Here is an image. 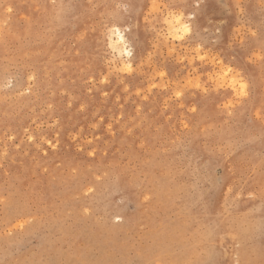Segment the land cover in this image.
Returning <instances> with one entry per match:
<instances>
[{"label":"rangeland","instance_id":"374dc122","mask_svg":"<svg viewBox=\"0 0 264 264\" xmlns=\"http://www.w3.org/2000/svg\"><path fill=\"white\" fill-rule=\"evenodd\" d=\"M0 264H264V0H0Z\"/></svg>","mask_w":264,"mask_h":264},{"label":"bare ground","instance_id":"6f19581e","mask_svg":"<svg viewBox=\"0 0 264 264\" xmlns=\"http://www.w3.org/2000/svg\"><path fill=\"white\" fill-rule=\"evenodd\" d=\"M179 20H181V18ZM175 21H176V24H177V22L179 23L180 28L185 27V24H182L181 22H179L178 19L175 20ZM177 29H179V28H177ZM117 31L119 32V30H117ZM117 36H118V34H117ZM118 39H119V40H117L118 43L115 41L117 43L116 46H115V49L118 50L119 54H121L122 52H125L126 54H130V51H129L128 47H127V42H126L125 37L123 36V34H119Z\"/></svg>","mask_w":264,"mask_h":264},{"label":"snow or ice","instance_id":"6c2138e0","mask_svg":"<svg viewBox=\"0 0 264 264\" xmlns=\"http://www.w3.org/2000/svg\"><path fill=\"white\" fill-rule=\"evenodd\" d=\"M184 31H185V32H187V31H188V28H187V27H185V28H184ZM241 87H244V86H243V85H241Z\"/></svg>","mask_w":264,"mask_h":264}]
</instances>
